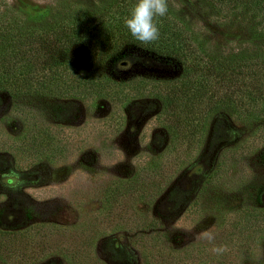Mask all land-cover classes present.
<instances>
[{"label": "rangeland", "instance_id": "rangeland-1", "mask_svg": "<svg viewBox=\"0 0 264 264\" xmlns=\"http://www.w3.org/2000/svg\"><path fill=\"white\" fill-rule=\"evenodd\" d=\"M172 1L212 43L234 47L249 36L240 23L211 15L200 0ZM72 3L100 6V0H0V15ZM62 59L57 87L35 84L23 99L0 93V264H76L74 257L85 254L78 264H148L147 252L165 235L175 252L198 253L197 264H264V230L257 221L264 216V115L209 113L201 144L152 197L119 198L124 183L129 181L130 196L136 181L129 179L172 148L154 85L178 77L181 65L125 47L116 67H104L131 89L115 105L106 94L67 86L69 74L94 72L82 45ZM38 132L52 151L41 153L28 142L27 135ZM172 188L183 194L165 206ZM220 245L228 251H211Z\"/></svg>", "mask_w": 264, "mask_h": 264}, {"label": "trees", "instance_id": "trees-1", "mask_svg": "<svg viewBox=\"0 0 264 264\" xmlns=\"http://www.w3.org/2000/svg\"><path fill=\"white\" fill-rule=\"evenodd\" d=\"M136 2L100 0V6L95 9L72 3L60 9L48 6L36 12L13 8L1 14L0 93L23 99L35 84L57 87L62 57L67 60L75 45L86 49L90 70L94 72L75 78L69 74L67 86L80 93L106 94L115 105L122 104L131 89L108 77L104 67L108 62L116 67L125 47L134 46L157 57L178 61L180 75L158 80L154 85L161 104L160 121L172 131L173 138H169L170 145L167 143L172 148L153 167H144L139 176L129 179L132 183L136 181L134 193L126 194L129 181L118 192L119 198L125 195L136 200L144 195L146 201L156 188L162 187L167 175L201 144L198 135L210 114L225 110L241 118L264 115V0H200L205 10L222 22H238L246 28L248 38L236 41L234 47L212 43L172 0H168L167 14L156 17L159 39L141 43L124 23ZM27 138L28 142L37 143L35 150L52 151L44 133L28 134ZM182 194L180 189L172 188L162 204L172 205L173 199ZM116 200L117 197L113 202ZM26 215L30 216L29 211ZM257 221L259 230L263 231L264 216H259ZM146 258L148 264H197L198 253L175 252L165 235L162 240L158 238ZM86 259V254L80 255L74 257V263Z\"/></svg>", "mask_w": 264, "mask_h": 264}, {"label": "clouds", "instance_id": "clouds-1", "mask_svg": "<svg viewBox=\"0 0 264 264\" xmlns=\"http://www.w3.org/2000/svg\"><path fill=\"white\" fill-rule=\"evenodd\" d=\"M167 12L168 0H137L124 23L136 40L148 44L159 39L160 29L156 17H162ZM204 237L209 241L215 238L211 232H205ZM211 251L216 255H222L228 249L227 246L220 245L214 246Z\"/></svg>", "mask_w": 264, "mask_h": 264}]
</instances>
